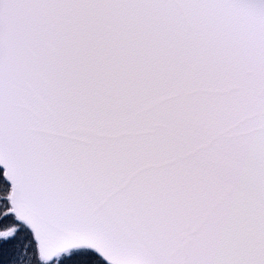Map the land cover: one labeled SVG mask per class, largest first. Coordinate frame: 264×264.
I'll use <instances>...</instances> for the list:
<instances>
[{
	"label": "snow or ice",
	"instance_id": "obj_1",
	"mask_svg": "<svg viewBox=\"0 0 264 264\" xmlns=\"http://www.w3.org/2000/svg\"><path fill=\"white\" fill-rule=\"evenodd\" d=\"M0 264H264V0H0Z\"/></svg>",
	"mask_w": 264,
	"mask_h": 264
}]
</instances>
